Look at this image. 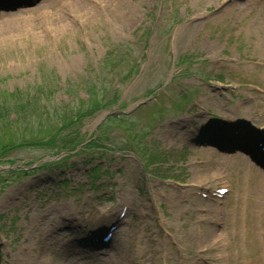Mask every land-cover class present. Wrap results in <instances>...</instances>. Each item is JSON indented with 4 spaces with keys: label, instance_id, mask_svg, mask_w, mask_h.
<instances>
[{
    "label": "rangeland",
    "instance_id": "1",
    "mask_svg": "<svg viewBox=\"0 0 264 264\" xmlns=\"http://www.w3.org/2000/svg\"><path fill=\"white\" fill-rule=\"evenodd\" d=\"M121 78L133 123L103 128L104 116H92L82 133L90 139L101 128L103 145L66 162L76 169L3 176L0 264H264V170L242 155L221 165L216 149L187 142L217 132L214 119L264 127V0H21L0 9V92L43 84L54 93L47 101L73 112L90 109L94 94L104 101ZM162 83L168 88L153 100L149 91ZM118 145L120 153L105 149ZM45 150L11 158L27 166ZM159 166L175 184L151 175ZM220 187L229 190L223 199L210 196ZM126 207L107 248L84 247Z\"/></svg>",
    "mask_w": 264,
    "mask_h": 264
},
{
    "label": "trees",
    "instance_id": "2",
    "mask_svg": "<svg viewBox=\"0 0 264 264\" xmlns=\"http://www.w3.org/2000/svg\"><path fill=\"white\" fill-rule=\"evenodd\" d=\"M41 85L34 93L22 94L21 91L0 93V139H2L0 164H15L16 161L8 159L7 156L21 147L50 145L60 147L65 152L75 151L82 144L79 131L82 120L105 107L97 94H94L90 109L66 112V109H71L70 104L61 106L54 102L53 105V102L47 101L45 94L40 92L41 89H45V86ZM118 100L115 98L114 103ZM45 138H48L47 142L44 141ZM96 144L97 141L92 142L93 146ZM159 170L156 171L161 172ZM14 172L16 171L11 173Z\"/></svg>",
    "mask_w": 264,
    "mask_h": 264
},
{
    "label": "bare ground",
    "instance_id": "3",
    "mask_svg": "<svg viewBox=\"0 0 264 264\" xmlns=\"http://www.w3.org/2000/svg\"><path fill=\"white\" fill-rule=\"evenodd\" d=\"M67 5L68 6H70L68 3H67ZM71 7V6H70ZM234 154H230V156H232V157H224V156H222V155H218L217 157V163H219V164H225V161L223 160L224 158H233V157H235V156H233ZM244 157V156H243Z\"/></svg>",
    "mask_w": 264,
    "mask_h": 264
},
{
    "label": "water",
    "instance_id": "4",
    "mask_svg": "<svg viewBox=\"0 0 264 264\" xmlns=\"http://www.w3.org/2000/svg\"><path fill=\"white\" fill-rule=\"evenodd\" d=\"M263 132H264V130H263Z\"/></svg>",
    "mask_w": 264,
    "mask_h": 264
}]
</instances>
